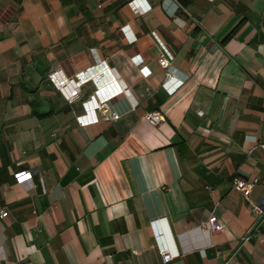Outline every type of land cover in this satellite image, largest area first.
<instances>
[{
  "label": "crops",
  "instance_id": "crops-1",
  "mask_svg": "<svg viewBox=\"0 0 264 264\" xmlns=\"http://www.w3.org/2000/svg\"><path fill=\"white\" fill-rule=\"evenodd\" d=\"M100 62L119 117L80 126L95 85L47 76ZM0 212V264H264V0H0Z\"/></svg>",
  "mask_w": 264,
  "mask_h": 264
},
{
  "label": "built area",
  "instance_id": "built-area-1",
  "mask_svg": "<svg viewBox=\"0 0 264 264\" xmlns=\"http://www.w3.org/2000/svg\"><path fill=\"white\" fill-rule=\"evenodd\" d=\"M174 8L178 6H173ZM148 7L141 12H145ZM131 39L130 41H132ZM171 55L162 48V56L157 60L158 66L164 70L163 80L161 85L166 88L167 92L173 91L177 88L182 81L176 80L169 69V62L171 61ZM135 66L138 67L139 71H143L144 67L141 66V59H139ZM144 72V71H143ZM148 72H144L143 76H147ZM105 77L106 81L102 82L101 77ZM48 80L55 87V89L63 96L67 102H72L78 98L79 88L81 85L92 82L95 88L90 96L80 102L82 113L75 117V121L80 126H87L96 123L100 118L103 120H116L118 115L110 113L106 115L104 109L105 104L111 99L125 95L126 90L123 86L111 75L110 70L106 67L104 62H100L98 65L86 69L84 72L76 74L73 79H66L62 76L60 71H55L48 74ZM143 119L146 123L151 126L157 125L163 120L162 115L159 112H151L145 114ZM13 179L18 184L29 182V174L27 172H18L13 174ZM253 182H242L233 180L231 187L234 191L238 192L241 197L249 204V207L253 213L260 214L261 210L252 205L247 198L249 189ZM6 215L5 212H0V218ZM158 220H152L149 222V227L152 231L154 238L157 240L158 235L156 231V223ZM223 225L217 221L214 215H209L205 222H203L198 230L204 235L220 232ZM158 253L160 256L161 264H166L172 255L161 246H158Z\"/></svg>",
  "mask_w": 264,
  "mask_h": 264
}]
</instances>
